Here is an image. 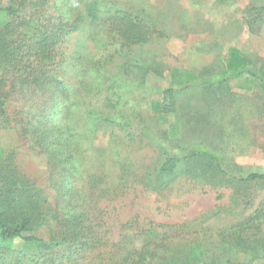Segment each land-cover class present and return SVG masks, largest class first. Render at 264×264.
<instances>
[{
    "label": "trees",
    "instance_id": "trees-1",
    "mask_svg": "<svg viewBox=\"0 0 264 264\" xmlns=\"http://www.w3.org/2000/svg\"><path fill=\"white\" fill-rule=\"evenodd\" d=\"M54 9L60 13L54 15ZM244 13L247 30L255 32L257 25L264 22V6L246 7ZM87 27L95 29L86 38L92 42L91 47L78 41L70 51L71 36L83 34ZM157 27L146 22L139 12L105 0H9L0 9V112H4L12 95L31 99L30 108L37 110L27 120L28 134L46 156L50 173L57 175L54 182L58 186L54 201H50L12 164L0 161V264H35L36 257L41 259L40 264H77V259L86 257V253H102L109 246V225L100 210L92 209L100 203L89 197L78 199L75 188L81 175L79 157L82 151L87 152L81 144L89 134L111 127L126 135L129 130L139 129L147 135L143 111L152 117L175 116L174 104L181 103V98L187 97L185 92L196 87L214 94L220 89L228 90L232 81L243 80L249 84L243 89L264 99V66L256 70L253 58L235 46L220 56L219 71L173 68L166 88L149 90L146 79L150 75L162 76L160 63L155 57L146 62L136 56L164 37ZM151 95L156 96L154 100H149ZM180 111L192 128L194 124L186 112ZM260 114L264 115L263 111ZM177 125L169 126V135H176ZM163 137L164 132H159L154 142L157 163L142 169L141 176L131 170L128 157L119 156L118 149L111 147L120 186L132 178L144 189L157 192L185 178L213 186H232L247 195V187L264 184V169L241 174L219 152L200 141L171 148ZM103 152L101 157L107 150ZM88 178L90 190L104 182L101 175ZM46 225L55 227L50 241L32 234ZM263 226L264 201L242 223L224 231L227 235L221 246L223 243L227 252L250 257L243 264H253L260 260L261 253L264 257ZM15 241L21 244L11 247ZM177 247L155 245L151 249L149 243L123 254L112 247L109 257L103 258H107L106 264H217L212 259L202 261L189 241ZM158 254L160 261L155 263ZM223 264L238 263L229 258Z\"/></svg>",
    "mask_w": 264,
    "mask_h": 264
},
{
    "label": "rangeland",
    "instance_id": "rangeland-1",
    "mask_svg": "<svg viewBox=\"0 0 264 264\" xmlns=\"http://www.w3.org/2000/svg\"><path fill=\"white\" fill-rule=\"evenodd\" d=\"M105 1L139 12L146 22L157 25L164 34L136 56L146 62L155 57L160 63L162 76L150 75L146 79L149 90L166 88L173 68L195 72H203L204 69L219 71L220 56L230 46L251 56L256 70L264 66V22L257 25L255 32H249L244 24L246 7L264 6V0ZM8 3L9 0H0V9ZM52 13L58 15L60 10L54 9ZM94 32L95 29L87 27L83 34L71 36L69 50H73L78 41H85L91 47L92 42L86 38L89 39ZM70 82L75 87V80ZM248 86L243 80L232 81L228 90L220 89L214 94L204 92L202 88H192L185 92L190 99L181 98V103L174 104L175 116L152 117L149 112H142L149 131L147 135H142L140 129L129 130L126 135L107 127L83 140L81 145L87 152L82 151L79 157L81 175L75 181L77 198H94L100 203L92 209L100 210L107 221L110 242L102 253H86V257L77 259V264H106L107 258L103 257H109L112 247L115 252L123 254L149 243L151 249L155 245L177 249V245L188 241L194 245V252L202 261L212 259L223 264L231 258L243 264L250 260L239 252H227L221 241L227 235L225 230L242 223L258 209L260 202L264 201V184L247 187V195L232 186H213L185 178H179L157 192L144 189L132 178L123 187L119 185V171L109 152L111 147H116L119 156L129 158L131 170H136L141 176L142 169L157 163L154 142L159 132H164L163 140L171 148L200 141L219 152L239 173L262 172L264 115L260 110L264 113V99L243 89ZM155 97L151 95L149 100ZM30 101L20 95H12L5 103L4 112H0V161L12 164L20 176L42 189L48 199L54 201L58 189L54 182L57 175L50 173L46 156L39 152L28 134L27 120L30 113L37 110L30 108ZM141 108L144 110L145 105ZM178 110L186 112L194 124L192 128L179 114L182 111ZM174 123L178 124L177 132L172 136L168 134V128ZM104 150L107 153L101 157ZM89 175H101L104 182L90 190L87 183ZM93 215L97 217L99 213ZM54 228V225H46L32 234L50 241ZM262 229L264 239V226ZM20 244L15 241L11 247ZM262 254L260 260L253 264H264ZM160 257V254L155 256V263L160 261ZM40 263L41 259L36 257L35 264Z\"/></svg>",
    "mask_w": 264,
    "mask_h": 264
}]
</instances>
